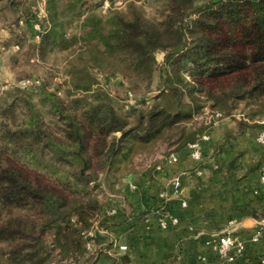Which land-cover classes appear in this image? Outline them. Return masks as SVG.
<instances>
[{
  "label": "trees",
  "instance_id": "obj_1",
  "mask_svg": "<svg viewBox=\"0 0 264 264\" xmlns=\"http://www.w3.org/2000/svg\"><path fill=\"white\" fill-rule=\"evenodd\" d=\"M98 1H108L109 7L114 2ZM162 2L166 12L161 20L150 21L137 10L130 17L114 13L111 35L101 36L108 49L131 54L133 71L143 78L155 70L154 51L163 53L157 65L155 94L145 110H134L132 123L116 111L110 98L100 102L101 93L93 94V103L84 98L72 100L89 107L71 108V113L64 114L54 102L55 96L47 92H43L44 99L52 101L63 122L57 137L41 127L31 103L24 124L1 122L0 264H53V251L67 259L84 255L88 240L84 233L93 224L89 219L106 208L89 189L97 180L90 172L95 154L111 161L118 142L130 137L164 138V130L175 127L179 131L170 145L179 151L198 140L206 129L204 123L196 126L191 122L204 101L221 116H231L230 109L241 102L250 107L245 114L248 120L264 116V0H203L198 7L192 6L194 0ZM88 3L47 0L48 24L41 23L49 27L42 40L57 33V26L63 24L59 7L71 10ZM63 37L64 44H69ZM73 87L92 91L89 82H77ZM115 132H120L119 139L108 142L106 138ZM30 138L44 142L42 149L51 155L52 165L43 163L42 172L20 161L27 155L31 159L43 155L33 153Z\"/></svg>",
  "mask_w": 264,
  "mask_h": 264
},
{
  "label": "crops",
  "instance_id": "obj_2",
  "mask_svg": "<svg viewBox=\"0 0 264 264\" xmlns=\"http://www.w3.org/2000/svg\"><path fill=\"white\" fill-rule=\"evenodd\" d=\"M29 1L40 12L20 22L33 25L43 12L42 23L48 24L47 0ZM9 6L0 1V24L10 18ZM209 116L203 119L207 127L202 135L209 138L201 141L200 162L192 160L187 147L168 150L169 156L177 154L175 163L158 151L155 158L161 162L150 173L109 198L84 233L85 252L74 264H223L211 240L222 231L242 241L244 249L234 264H264V190L259 182L264 145L257 142L261 120L220 116L209 123ZM175 176L180 178L177 196L169 184ZM160 217L166 218L165 227ZM120 245L126 248L120 250Z\"/></svg>",
  "mask_w": 264,
  "mask_h": 264
},
{
  "label": "rangeland",
  "instance_id": "obj_3",
  "mask_svg": "<svg viewBox=\"0 0 264 264\" xmlns=\"http://www.w3.org/2000/svg\"><path fill=\"white\" fill-rule=\"evenodd\" d=\"M87 1L89 3L83 8L74 6L68 10L65 6L59 7L63 24L57 26V33L43 41L42 36L46 34L49 25L42 24L36 30L35 23L30 25L20 22L24 16H31L40 10L30 7L29 0H7L13 8L8 10L11 14L9 21L0 24V134L1 122L24 124L23 120L29 115L27 108L31 103L38 113L41 127L53 131L57 137L60 134L58 128H62L63 122L59 121V113L52 107V101L44 99L43 92L55 96L54 102L64 114L71 113V108L76 110L89 107L87 103L81 102L76 105L72 100L84 98L88 103H93V94L99 93L102 94L100 102L105 101L106 97L110 98L116 111L131 123L135 116L134 110H145L148 107V102L156 91L160 69L157 65L163 59L162 52L154 51L155 70L150 77L143 78L142 74L133 71L134 57L125 50L108 49L102 43L101 36L111 35L114 13L130 17L137 10L142 17L156 21L163 18L165 3L162 0H123L120 5L105 9V1ZM202 3L203 0H194L192 6L198 7ZM62 33L65 36L63 38L70 40L69 44H64ZM36 35H39V39ZM23 79L38 80V83L22 87L20 81ZM77 82H89L92 91L85 93L75 89L73 86ZM129 90L132 92L133 104L126 108V92ZM200 105L201 111L194 113L191 121L196 126L202 125L205 115L219 112L212 108L210 102L204 101ZM249 110L250 107L241 102L230 109V117L242 120ZM259 120L264 121V116ZM164 131V138L145 140L130 137L122 143L118 142L117 154L111 161L100 159L97 154L93 156L90 172H94L97 180L89 184V189L96 195L100 206H107L109 198L119 194L129 181L150 173L154 165L160 162L155 158L160 155L158 151L164 150L165 153L172 149L170 142L175 140L179 129L175 127ZM120 135V132H115L106 140H117ZM28 142L34 154L43 155L39 159H31L27 155L20 161L28 162L39 172L44 171V164L51 166L53 161L49 150L41 147L44 142L38 143L33 138ZM31 165L27 168L31 169ZM96 219L97 216L90 218L89 222L93 223ZM70 221L74 222L72 219ZM46 239L50 240L51 236ZM53 253V264H74L79 261L78 256L67 259V256L64 258L57 254V251ZM82 262L83 260L78 263Z\"/></svg>",
  "mask_w": 264,
  "mask_h": 264
},
{
  "label": "built area",
  "instance_id": "obj_4",
  "mask_svg": "<svg viewBox=\"0 0 264 264\" xmlns=\"http://www.w3.org/2000/svg\"><path fill=\"white\" fill-rule=\"evenodd\" d=\"M122 1L123 0H114L113 5L118 6V5L122 4ZM104 6H105V9L108 8L109 2L105 1ZM37 17H38L37 18L38 20H36L35 24H34L35 29L38 26L42 25L41 21H42L43 15L40 13L37 15ZM36 38L38 39L39 35H36ZM35 83H38V80L23 79L20 81V85L22 87H28V86L35 84ZM125 101H126V105H125L126 108H128L129 106H132L133 99H132V93L131 92H129V91L126 92V100ZM220 116H221V113H219V112H215L213 115L210 114L209 123H212L213 121H215ZM208 138L209 137L206 134H203L198 140H196L195 142L189 143L187 145V149L189 150V155L193 161L200 162V160H201V141H206V140H208ZM257 142L264 145V121H261V127H260L259 133L257 135ZM177 160H178V157H177L176 153H172L168 158L169 163H175ZM197 172H199V170H197ZM259 182H260L261 187L264 190V164H262V166H261V171L259 174ZM169 184L172 187V194L174 196H177V194L179 192V187H180L179 176L173 177ZM162 196H163V194H162ZM180 203L182 206L186 205L185 200H182ZM165 219L166 218H164V217H160V224L162 227L166 226ZM172 220L175 221L176 219L173 218ZM260 234H261V229H259L258 231H256L253 234L252 239L257 240L259 238ZM211 240L217 245L218 252H219L220 256L224 259L223 264H234V261L236 260V258H238L241 255V253L244 249L241 239L235 234L226 233V232L222 231V232H218L217 234H213V238ZM125 248H126V246H124V245L119 246L120 250H124Z\"/></svg>",
  "mask_w": 264,
  "mask_h": 264
}]
</instances>
